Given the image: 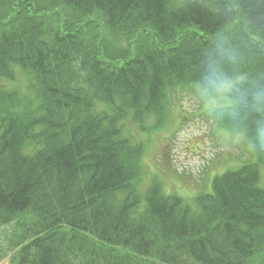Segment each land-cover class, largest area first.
Instances as JSON below:
<instances>
[{"label": "trees", "instance_id": "1", "mask_svg": "<svg viewBox=\"0 0 264 264\" xmlns=\"http://www.w3.org/2000/svg\"><path fill=\"white\" fill-rule=\"evenodd\" d=\"M15 67L36 79L34 104L1 83ZM224 84V125L264 140V0H0L2 257L264 264L258 166L188 204L158 182L140 190L144 146L124 135L130 115L164 121L176 87Z\"/></svg>", "mask_w": 264, "mask_h": 264}, {"label": "rangeland", "instance_id": "2", "mask_svg": "<svg viewBox=\"0 0 264 264\" xmlns=\"http://www.w3.org/2000/svg\"><path fill=\"white\" fill-rule=\"evenodd\" d=\"M107 43H112L109 34ZM7 86L19 89L30 102L38 100L36 92L22 89V76ZM199 89V86H179L173 90L168 95L169 117L164 126H153L150 121L148 128L140 130L137 141L143 142L147 151L142 190L157 179L167 194H175L191 204L200 195L212 193V182L217 175L257 162L264 188V154L258 153L243 132L230 130L221 120L234 105L227 94L228 86L224 85L216 94ZM128 126V137L136 139V129ZM0 245H6L4 237L0 238ZM2 256L0 251V264H7L8 259Z\"/></svg>", "mask_w": 264, "mask_h": 264}, {"label": "bare ground", "instance_id": "3", "mask_svg": "<svg viewBox=\"0 0 264 264\" xmlns=\"http://www.w3.org/2000/svg\"><path fill=\"white\" fill-rule=\"evenodd\" d=\"M110 155V154H109ZM108 155V156H109ZM107 156V157H108ZM114 157H115V155L114 154H111L110 156H109V158H108V160L107 161H111V160H113L114 159ZM255 232H257V234H259V231L258 230H256V229H253Z\"/></svg>", "mask_w": 264, "mask_h": 264}]
</instances>
